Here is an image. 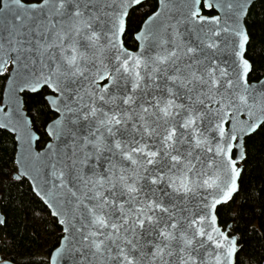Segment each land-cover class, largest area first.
<instances>
[{"label": "snow or ice", "instance_id": "1", "mask_svg": "<svg viewBox=\"0 0 264 264\" xmlns=\"http://www.w3.org/2000/svg\"><path fill=\"white\" fill-rule=\"evenodd\" d=\"M254 3L159 0L129 48L142 0H0V131L19 142L3 175L30 182L26 226L60 227L48 264H242L257 200L264 227L242 177L264 135ZM8 226L0 205V264H22Z\"/></svg>", "mask_w": 264, "mask_h": 264}, {"label": "trees", "instance_id": "2", "mask_svg": "<svg viewBox=\"0 0 264 264\" xmlns=\"http://www.w3.org/2000/svg\"><path fill=\"white\" fill-rule=\"evenodd\" d=\"M158 7V0H146L131 13L129 32L126 36V46L134 48L137 42L134 40V33L147 18ZM264 20V0H257L248 16L249 24L254 21ZM250 52L254 53L258 61L264 59V30H258L252 38ZM259 71L256 77L259 79L264 76V66L258 63ZM8 73L0 75V100ZM27 107V105H26ZM45 117L41 116L34 125L35 130L40 136L37 143L38 148L48 142L49 137L44 133L43 123ZM247 159L244 162V172L242 173L245 188L253 193H259L264 188V135H254L246 142ZM16 142L14 135L0 131V184L1 205L9 218L7 229L8 238L15 237V246L19 249V260L22 264H48L47 257L49 251L56 243L61 229L53 222L52 217H48L46 222L34 221L26 226V213L22 205L31 201L29 181L10 182L4 172L11 173L16 167L15 161ZM245 189L242 188L240 198L245 196ZM257 215L251 220V226L257 229L253 231L248 228L244 237V250L239 253L242 264H263L264 263V227H261V217L259 216L260 201L254 202ZM3 238V230H0V240Z\"/></svg>", "mask_w": 264, "mask_h": 264}, {"label": "water", "instance_id": "3", "mask_svg": "<svg viewBox=\"0 0 264 264\" xmlns=\"http://www.w3.org/2000/svg\"><path fill=\"white\" fill-rule=\"evenodd\" d=\"M144 1H146V0H142V2H144ZM257 0H255V2H256ZM158 7H159V0H158ZM158 7H157V9H158ZM156 9V10H157ZM151 15V14H150ZM9 75V74H8ZM7 78H8V76H7ZM260 79H264V76L262 77V78H260ZM7 87H8V79H6V82H5V85H4V90H3V93H2V99L0 100V103H3V100H4V97H5V94H6V91H7ZM5 110H7V109H5ZM33 130L34 131H36L35 130V128L33 127ZM36 133H37V131H36ZM12 134V133H11ZM38 134V133H37ZM14 135V139H15V134H13ZM39 135V134H38ZM16 142V152H15V157H16V153L17 152H19V142H17V141H15ZM37 143H38V141H36V142H34L33 143V148L35 149V150H37V151H41L43 148H38V146H37ZM27 180V179H26ZM30 183V182H29ZM0 199H1V195H0ZM0 205H1V202H0ZM264 264V263H263Z\"/></svg>", "mask_w": 264, "mask_h": 264}]
</instances>
